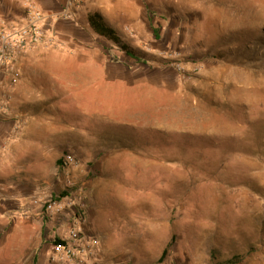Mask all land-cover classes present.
Here are the masks:
<instances>
[{
	"label": "rangeland",
	"instance_id": "rangeland-1",
	"mask_svg": "<svg viewBox=\"0 0 264 264\" xmlns=\"http://www.w3.org/2000/svg\"><path fill=\"white\" fill-rule=\"evenodd\" d=\"M36 8L33 71L65 140L75 127L93 155L64 171L63 151L62 188L45 200L79 204L81 190L98 264H264V0ZM92 13L130 56L91 32Z\"/></svg>",
	"mask_w": 264,
	"mask_h": 264
},
{
	"label": "crops",
	"instance_id": "crops-1",
	"mask_svg": "<svg viewBox=\"0 0 264 264\" xmlns=\"http://www.w3.org/2000/svg\"><path fill=\"white\" fill-rule=\"evenodd\" d=\"M46 1L52 0H0V28L22 17L30 4L44 8ZM40 62L28 52L17 67L15 85H7L9 76L0 79V178L6 179L0 183V264H66L53 247L67 238L69 229L78 222L82 234L96 232L92 221L84 214L75 219L71 208L51 216L43 212V201L62 188L56 165L62 152L79 162L93 155L85 147L89 142L78 141L75 127L68 128V141L63 137L61 108L46 104V80L39 68L33 71ZM100 261L96 254L83 264Z\"/></svg>",
	"mask_w": 264,
	"mask_h": 264
},
{
	"label": "built area",
	"instance_id": "built-area-1",
	"mask_svg": "<svg viewBox=\"0 0 264 264\" xmlns=\"http://www.w3.org/2000/svg\"><path fill=\"white\" fill-rule=\"evenodd\" d=\"M26 16L16 18L0 28V78L10 77V86L17 81L15 73L20 61L26 54L38 46L45 37L42 29L45 18L38 12L36 6L29 5ZM65 171L76 166L74 157L66 154L63 157ZM68 182L67 187L74 186ZM82 192L78 188L72 200H79L77 211L74 217L82 219L84 203L81 202ZM78 198V199H77ZM73 206L72 201H65L64 198L50 197L43 201V212L46 216L60 213L66 208ZM54 253L58 255L60 261L66 264H83L93 258L99 251L97 240L84 236L80 225L76 222L68 231L67 238L53 247Z\"/></svg>",
	"mask_w": 264,
	"mask_h": 264
},
{
	"label": "trees",
	"instance_id": "trees-1",
	"mask_svg": "<svg viewBox=\"0 0 264 264\" xmlns=\"http://www.w3.org/2000/svg\"><path fill=\"white\" fill-rule=\"evenodd\" d=\"M87 25L94 35L113 44L126 55H131V50L128 46L121 41L116 31L107 25L98 13H92L87 16Z\"/></svg>",
	"mask_w": 264,
	"mask_h": 264
}]
</instances>
